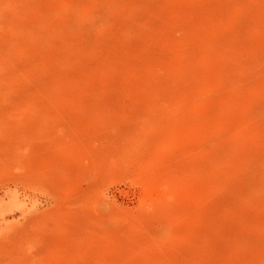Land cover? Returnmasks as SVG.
Returning a JSON list of instances; mask_svg holds the SVG:
<instances>
[{"label":"rangeland","instance_id":"1","mask_svg":"<svg viewBox=\"0 0 264 264\" xmlns=\"http://www.w3.org/2000/svg\"><path fill=\"white\" fill-rule=\"evenodd\" d=\"M0 264H264V0H0Z\"/></svg>","mask_w":264,"mask_h":264}]
</instances>
